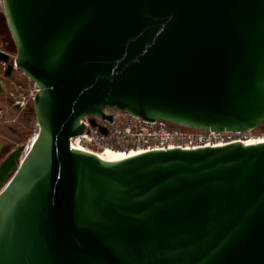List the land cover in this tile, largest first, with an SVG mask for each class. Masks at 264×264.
<instances>
[{"label": "water", "instance_id": "95a60500", "mask_svg": "<svg viewBox=\"0 0 264 264\" xmlns=\"http://www.w3.org/2000/svg\"><path fill=\"white\" fill-rule=\"evenodd\" d=\"M1 5L15 53L0 61L36 85L38 131L0 161V264H264V138L114 160L69 143L105 107L263 123L264 0Z\"/></svg>", "mask_w": 264, "mask_h": 264}, {"label": "built area", "instance_id": "2783aa9c", "mask_svg": "<svg viewBox=\"0 0 264 264\" xmlns=\"http://www.w3.org/2000/svg\"><path fill=\"white\" fill-rule=\"evenodd\" d=\"M14 69L17 68L14 67ZM36 90L37 87L34 84V90L26 97L15 101V105L23 108L28 100L33 99ZM102 111L112 116L110 122L102 119L100 115L80 118V122L84 124L83 132L69 139V143L74 148L96 154L106 149L128 154L172 148L194 149L220 146L231 142L244 143L264 138V122L244 131L196 130L160 119L145 121L126 111L106 107ZM3 113L0 109V118Z\"/></svg>", "mask_w": 264, "mask_h": 264}, {"label": "rangeland", "instance_id": "374dc122", "mask_svg": "<svg viewBox=\"0 0 264 264\" xmlns=\"http://www.w3.org/2000/svg\"><path fill=\"white\" fill-rule=\"evenodd\" d=\"M0 21L7 31V43L0 37V50L7 52L12 59L15 49L9 33L0 0ZM6 64L0 61V109L3 116L0 118V144L4 146L1 154L2 158L11 150L22 146L37 133L36 120L33 113L32 99L21 108L15 105V101L29 95L34 90V83L29 80L21 70L13 69L10 75L4 74Z\"/></svg>", "mask_w": 264, "mask_h": 264}, {"label": "bare ground", "instance_id": "6f19581e", "mask_svg": "<svg viewBox=\"0 0 264 264\" xmlns=\"http://www.w3.org/2000/svg\"><path fill=\"white\" fill-rule=\"evenodd\" d=\"M139 153V152H137ZM134 152H130V153H125V152H120L118 150H111V149H106L101 153H97L100 157L105 158V159H109V160H114V159H120L126 156H130V155H134L137 154Z\"/></svg>", "mask_w": 264, "mask_h": 264}, {"label": "trees", "instance_id": "16d2710c", "mask_svg": "<svg viewBox=\"0 0 264 264\" xmlns=\"http://www.w3.org/2000/svg\"><path fill=\"white\" fill-rule=\"evenodd\" d=\"M6 33H7V31L5 30V28L3 27L2 22L0 21V37H2L5 40L4 42L7 43V40L8 39H7V37H5L6 36Z\"/></svg>", "mask_w": 264, "mask_h": 264}, {"label": "flooded vegetation", "instance_id": "af4514ba", "mask_svg": "<svg viewBox=\"0 0 264 264\" xmlns=\"http://www.w3.org/2000/svg\"><path fill=\"white\" fill-rule=\"evenodd\" d=\"M3 148H4V147H3ZM3 148H0V154H1L2 150H3Z\"/></svg>", "mask_w": 264, "mask_h": 264}]
</instances>
